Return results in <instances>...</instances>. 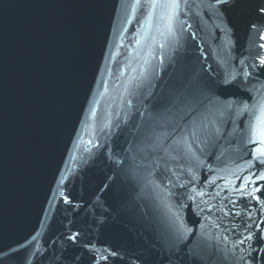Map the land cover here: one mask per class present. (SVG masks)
<instances>
[{
  "label": "water",
  "instance_id": "1",
  "mask_svg": "<svg viewBox=\"0 0 264 264\" xmlns=\"http://www.w3.org/2000/svg\"><path fill=\"white\" fill-rule=\"evenodd\" d=\"M261 9L0 0V264H264Z\"/></svg>",
  "mask_w": 264,
  "mask_h": 264
},
{
  "label": "snow or ice",
  "instance_id": "2",
  "mask_svg": "<svg viewBox=\"0 0 264 264\" xmlns=\"http://www.w3.org/2000/svg\"><path fill=\"white\" fill-rule=\"evenodd\" d=\"M181 0H151V6L153 8L160 7L164 11L163 17L167 20V28L168 31H172V23L177 15V11L179 9ZM228 0H217V3H227ZM140 3V0H136V4L138 5ZM261 11H264V9H261ZM261 39H264V35H261ZM260 47L264 48V45H260ZM260 64L264 66V56L260 57ZM221 102L219 101H209V105L211 107H207L202 113H200V116L198 119H193L188 124L184 126V132L183 134L177 139L173 141L174 145L178 146H187L189 150H191V142L198 139L201 132L206 131L207 128L212 125L215 126L217 122V117H220L223 115V111H221V108L219 107ZM233 106V102H223V108L225 109H231ZM248 109V105H244V110ZM194 111L195 109H191ZM251 127V135H252V141L254 143H258L260 146L255 149L254 154H258L259 158L260 156H264V101H261L259 104V115L255 117V123L250 126ZM215 131L219 133L220 129L215 128ZM170 134L168 133H156L154 130L151 131L148 134V139L152 142L153 146L155 148L163 149L164 148V140L169 137ZM169 148L172 147V145L168 146ZM262 164H264V160L261 161ZM245 184L242 185V187H246L247 183H254L252 178L245 177ZM257 180H264V174L257 175ZM63 183V181H61ZM260 191V188H254L252 190V193H249V195L255 194V192ZM200 195H203V193H200ZM61 196H64L63 192H61ZM65 200H67V197H64ZM184 231H190V230H184ZM75 237H73L74 239ZM248 239H251L249 236ZM101 259H106V257H101Z\"/></svg>",
  "mask_w": 264,
  "mask_h": 264
}]
</instances>
